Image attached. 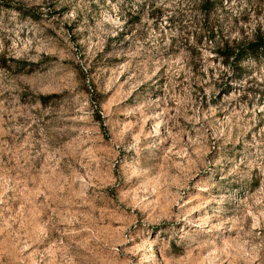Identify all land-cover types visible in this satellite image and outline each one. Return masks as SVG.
Masks as SVG:
<instances>
[{
    "label": "rangeland",
    "instance_id": "374dc122",
    "mask_svg": "<svg viewBox=\"0 0 264 264\" xmlns=\"http://www.w3.org/2000/svg\"><path fill=\"white\" fill-rule=\"evenodd\" d=\"M201 2L0 0V264H264V59L213 51L264 0Z\"/></svg>",
    "mask_w": 264,
    "mask_h": 264
},
{
    "label": "trees",
    "instance_id": "16d2710c",
    "mask_svg": "<svg viewBox=\"0 0 264 264\" xmlns=\"http://www.w3.org/2000/svg\"><path fill=\"white\" fill-rule=\"evenodd\" d=\"M213 0H202L201 7L203 6L206 14L209 16L211 12ZM258 27L251 40L248 43H241L237 39L229 40L225 39L214 46L213 51L220 56L221 62L224 66H233V71L236 74L239 73L244 60L249 57L254 61L264 59V34ZM210 37L214 39L215 35L213 31L209 32ZM213 43V42H212ZM215 44V41H214Z\"/></svg>",
    "mask_w": 264,
    "mask_h": 264
}]
</instances>
